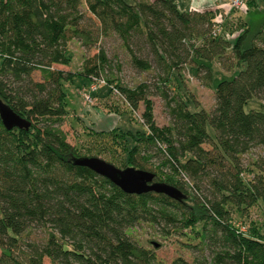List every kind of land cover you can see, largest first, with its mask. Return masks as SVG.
I'll return each instance as SVG.
<instances>
[{
  "label": "trees",
  "instance_id": "16d2710c",
  "mask_svg": "<svg viewBox=\"0 0 264 264\" xmlns=\"http://www.w3.org/2000/svg\"><path fill=\"white\" fill-rule=\"evenodd\" d=\"M227 5L183 11L177 0H0V100L29 123L7 129L0 119V264H162L126 232L141 221L188 228L202 239L190 247L209 252L203 261L171 264H264V216L250 220L247 230L236 224V214L244 217L254 206L264 212V16L257 27L244 19L250 10L264 13V0ZM109 33L127 46L137 38L149 47L161 93L174 92L166 100L170 124L156 125L146 82L129 87L103 76L102 49L80 73L54 67L70 64L72 39L89 47ZM132 62L142 71L152 67L134 53ZM216 62L223 73H214ZM183 68L205 86L219 77L213 109L197 107L185 93ZM201 69L207 79L199 77ZM75 76L87 80L78 89L97 83L91 104L110 93L130 112L143 104L141 127L99 134L123 144L126 167L153 172L184 193L183 201L125 193L74 163L85 155L65 142L61 126L68 113L63 81ZM253 98L260 108L245 111ZM150 146L164 158L158 172L146 166ZM257 147L263 153L244 164ZM161 166L170 168L163 180ZM31 227L52 232L44 244L23 249L20 237Z\"/></svg>",
  "mask_w": 264,
  "mask_h": 264
},
{
  "label": "rangeland",
  "instance_id": "374dc122",
  "mask_svg": "<svg viewBox=\"0 0 264 264\" xmlns=\"http://www.w3.org/2000/svg\"><path fill=\"white\" fill-rule=\"evenodd\" d=\"M140 1V0H135ZM86 14H88L86 12ZM264 16V13H259L255 10H250L244 14V19H251L253 27H257ZM234 23L237 24V13H235ZM234 24L229 26L232 28ZM104 50L107 58V63L102 69L104 77L116 78L119 82L129 87H134L138 83L146 82L149 85V99L153 104L154 121L158 126H166L171 123L170 107L166 100L174 93L173 90H167L168 97H164L161 93L160 80L158 78L159 69L153 60V56L150 53L149 47L145 44H141V40L134 38L130 46H127L122 40L114 33H109L106 36L99 38L96 45L83 46L78 39H72L68 43V50L71 53V62L67 65H56L55 68L63 69L65 71L71 70L74 72H82L84 62L87 59H91L98 50ZM132 53L136 56L147 59L151 62L152 67L149 71H142L137 68L132 62ZM214 73H223L221 67L216 63L213 64ZM208 73L205 69H201L199 77L203 80L207 79ZM214 75V74H213ZM222 75V74H221ZM230 76V74H226ZM184 76V90L187 93L197 107L204 108L206 111H210L215 106V93L214 87L216 86L219 77H216L212 86H205L203 82L193 75L192 71H188L183 68ZM219 76V75H218ZM35 80H40L41 76L39 72L33 73ZM87 80L83 76H75L73 81H63V87L66 89V104L68 113L65 115V121L61 126L65 134V142L78 146L79 152L85 156H96L104 159L119 168L126 167L125 155L122 150L123 144L116 145L112 140V136L99 134L100 131H108L114 126L119 128H138L141 127V113L143 111V104L140 103L138 108L130 112L126 103L121 96L110 93L105 98H93V103L88 105L84 102L81 91L78 89L82 83H86ZM101 85H98L100 89ZM99 91V90H98ZM106 94V91H105ZM259 102L256 98L249 100L244 105V110L259 109ZM93 108L101 111V116L104 115L107 119V124L103 120L91 121L87 116L90 113H96ZM88 109V110H87ZM111 109L115 113H109ZM108 114V115H107ZM93 131L98 134L92 133ZM149 154L147 157V168H152L156 172L158 169L156 166L161 165L164 160L162 154L154 146L148 147ZM263 151L257 147L253 148L249 153L243 157V163L252 161ZM138 168V167H137ZM162 172H159L160 179H164V175L168 173L170 168L168 166H161ZM159 180V177L156 178ZM160 181V180H159ZM189 205L191 201L188 200ZM246 212L244 217L236 214L237 226L243 227L247 230L250 220H258L264 216V212L257 206H254ZM200 224L199 226H201ZM167 230L169 229L166 228ZM166 229L148 223L145 221L139 222L136 226L126 230L128 236L135 241L138 245L151 250L156 258V261L162 264H171L178 258L186 261H193L199 259L209 258V252L203 248V252L193 249L191 245H197L202 243V239L195 235V233L188 228L169 229V233L164 235L163 231ZM52 232L50 228L31 227L20 237L19 245L23 249H27L28 245H42L48 239L49 233ZM157 244V245H154ZM45 264H52L49 261H45Z\"/></svg>",
  "mask_w": 264,
  "mask_h": 264
},
{
  "label": "water",
  "instance_id": "95a60500",
  "mask_svg": "<svg viewBox=\"0 0 264 264\" xmlns=\"http://www.w3.org/2000/svg\"><path fill=\"white\" fill-rule=\"evenodd\" d=\"M0 119L7 129L27 127L28 121L17 114L8 104L0 100ZM76 165L84 166L96 174L107 178L125 193L142 194L155 192L171 199L183 201L186 195L171 184L156 181L151 171L127 166L119 168L114 164L96 156H80L74 158ZM157 245V244H155Z\"/></svg>",
  "mask_w": 264,
  "mask_h": 264
},
{
  "label": "crops",
  "instance_id": "0c3cea01",
  "mask_svg": "<svg viewBox=\"0 0 264 264\" xmlns=\"http://www.w3.org/2000/svg\"><path fill=\"white\" fill-rule=\"evenodd\" d=\"M177 6L180 10H183V11H187V10H190L193 8H201V9H211L214 7H218V8L220 7V8H224V9L228 8L227 3L224 2L223 0H177ZM232 15H231V13L228 15V13H227L226 16H228L227 18H229V17L232 18L231 17ZM93 110H95L96 113H92L90 111V113L87 116L91 121H94V122L101 121V120H103L104 122L107 121V119H105L106 117H104V115L101 116V114H104V113H100L101 111H99L96 108H93ZM109 113L114 114L115 112L112 110H109ZM106 124H107V122H106Z\"/></svg>",
  "mask_w": 264,
  "mask_h": 264
},
{
  "label": "built area",
  "instance_id": "2783aa9c",
  "mask_svg": "<svg viewBox=\"0 0 264 264\" xmlns=\"http://www.w3.org/2000/svg\"><path fill=\"white\" fill-rule=\"evenodd\" d=\"M223 1L228 3L231 7H242L246 3V0H223ZM100 82L103 83V81ZM96 88H97V83H92L88 88H85L81 91L84 102L86 104H91L92 98L90 96V92L94 91Z\"/></svg>",
  "mask_w": 264,
  "mask_h": 264
}]
</instances>
